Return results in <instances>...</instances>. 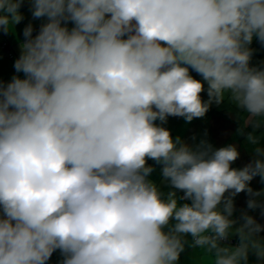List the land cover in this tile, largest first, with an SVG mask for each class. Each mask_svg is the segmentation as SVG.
<instances>
[{"label": "clouds", "instance_id": "1", "mask_svg": "<svg viewBox=\"0 0 264 264\" xmlns=\"http://www.w3.org/2000/svg\"><path fill=\"white\" fill-rule=\"evenodd\" d=\"M0 0V28L23 19ZM46 18L0 83V264H178L186 237L210 264H264V226L234 197L261 205L264 148L242 169L236 145L193 146L161 126L203 118L226 99L243 127L264 126V0H32ZM71 22L74 27L69 29ZM194 71L202 77L195 79ZM205 101L201 93L205 91ZM160 121V125L156 121ZM247 140L259 145L260 137ZM162 165L167 194L150 179ZM183 196H177V191ZM181 200L190 201L183 204ZM239 237L238 246L222 242Z\"/></svg>", "mask_w": 264, "mask_h": 264}, {"label": "crops", "instance_id": "2", "mask_svg": "<svg viewBox=\"0 0 264 264\" xmlns=\"http://www.w3.org/2000/svg\"><path fill=\"white\" fill-rule=\"evenodd\" d=\"M24 1L26 4L24 6H21V8L19 9L21 15L23 16V19L20 21V23L14 25L12 29L7 30V31H5L3 28H0V83H3L5 85L7 83H10L14 76H18L21 79L25 78L24 73L17 72L15 67H14L16 60H18L22 54V47L21 46L23 43L26 42L24 35H23L24 29L29 24H31L33 26V38H34L39 33L41 26L43 24L47 23L46 18H40V19L33 18L32 0H24ZM67 26L69 27V29H71L72 27H74V24L69 22L67 24ZM250 47L252 48V44L250 45ZM253 49H254V52H253L252 60L250 62L251 65L254 67H258L261 70H264V61H261L260 57H259L262 52L264 53V44L255 46ZM8 52H13L14 56L9 57L7 55ZM191 74L195 79H198V80L201 77L199 74H197L194 71H192ZM233 119L237 120V122L239 121L242 124L241 119H239L238 115H237V117H235ZM248 126L249 125L244 126V128H245L244 130H251V127L248 128ZM241 127H242V125H241ZM240 129L241 128L239 127L238 130H240ZM263 130H264V126H262L261 128L258 129V131H260V132H262ZM239 138H240V140H242L244 138V136L242 137V135L240 134ZM235 145L237 146V148H239L238 151L241 153L242 159H243L244 163H246L247 165L249 163H251L253 161V159L256 158L255 153H251L245 147H243L241 141H238ZM239 168H241V167H239ZM150 178H151V176H150ZM151 179L153 181L155 180L153 178H151ZM154 182L156 184H158V182H156V181H154ZM160 182L163 183L162 184L163 186L160 184L158 186L160 187L161 191L164 192L165 194H167V192H169L170 190H173L167 184H165L163 182V179H161ZM176 191H177V196H181V193L183 194V192H181L179 190H176ZM258 192H261V198L255 197V199L258 202H260L261 200H264V188ZM185 202H188V201H185V200L180 201L181 204H183ZM238 206H239L238 203L237 204L234 203L235 211H234L233 216H232V219H235L238 221L236 227L239 226V223L243 222L241 220V217L244 214L243 211H240V209L237 208ZM247 209H248V211H251V210L253 211V209H249V208H247ZM255 210H257V209H255ZM256 212L259 213L256 216L257 222L259 224H261L262 226H264V208L261 209L260 212L259 211H256ZM247 214L249 215V213H247ZM259 237L264 238V231L259 233ZM229 239L231 242H222V243L225 245L233 246V247L239 245L240 241H239L238 236L234 235V236H231ZM186 241H187V243L185 246V250L181 253L178 264H210L211 257L205 255L203 253V249L191 246L192 245V237L190 235L186 237ZM62 261H63V256L61 255L59 250H57L56 252L53 253L52 257L47 262V264H62ZM248 264H258L257 257L254 253H250Z\"/></svg>", "mask_w": 264, "mask_h": 264}, {"label": "rangeland", "instance_id": "3", "mask_svg": "<svg viewBox=\"0 0 264 264\" xmlns=\"http://www.w3.org/2000/svg\"><path fill=\"white\" fill-rule=\"evenodd\" d=\"M258 45H261L260 42L258 41V39L254 38L252 42V49ZM259 57L261 61H264L263 52L260 54ZM199 80H202V78L200 77ZM206 89H207V84L205 83V91L201 93V96L205 101L209 99ZM218 115H221L222 117L224 116L230 119H232V117L235 118L238 115L240 119V117L244 114L242 113L240 109L236 108L233 104H231L226 99L220 105H216L215 103H213L209 111L206 113V115L203 118H196L191 122H186L185 119L182 117L169 116L167 119V122L161 126L170 130L173 138L179 136L184 142L190 145H193V146L199 144L201 140H206L214 148L225 147L230 144L235 145L239 140V136H240L239 130L231 127V125H229L228 123L225 124L223 122L224 120L220 119ZM156 123L160 125L159 120H157ZM249 127H251V130H245L244 132L245 135H244V138L241 140V143L243 147H245L248 151H250L251 153H255V148L257 146L264 148V130L260 132L258 131V129H254L251 125H249L248 128ZM252 132H255V134L258 137H260L259 145H253L247 140L246 138L247 134L252 133ZM148 163L155 167V171L151 174V178L155 179L154 181L158 182L157 185L159 184L162 185L163 183H161L160 181L162 179L161 169L163 166L156 165L153 160H149ZM246 165L247 164L244 163L241 153H240L239 158L233 163L232 167L241 169L245 167ZM250 187L255 191V187L251 185ZM181 196H183L182 193H181ZM258 198H261V195L258 196ZM249 199L250 197L248 193L242 192L234 197V203L235 204L238 203L239 206L237 208H239L240 211H243L244 213L245 212L249 213V215L253 216L256 219L257 214H259L256 211L260 212L261 209H263L264 207L260 206L256 208L257 210L254 209L253 211L252 210L248 211L247 203Z\"/></svg>", "mask_w": 264, "mask_h": 264}, {"label": "trees", "instance_id": "4", "mask_svg": "<svg viewBox=\"0 0 264 264\" xmlns=\"http://www.w3.org/2000/svg\"><path fill=\"white\" fill-rule=\"evenodd\" d=\"M26 3H25V1L23 0V3H22V5L21 6H24ZM218 117L220 118V119H223L224 121V123L225 124H229V125H231V127H233V128H235V129H238L239 127L241 128V123L238 121L237 122V120H235V119H230V118H226V117H222L221 115H218ZM242 122V121H241ZM224 123H223V125H224ZM221 124H222V122H221ZM245 128L243 127V131L245 132V130H244ZM245 135V133L242 135V137ZM238 141H241L240 140V138H239V140ZM250 185L251 186H253V187H255V191H261L263 188H264V182H262V180H261V178L259 177V176H257V177H255L251 182H250ZM262 207H264V200H261L260 202H258ZM229 241L228 242H231L230 241V239H228ZM235 243V242H234Z\"/></svg>", "mask_w": 264, "mask_h": 264}, {"label": "built area", "instance_id": "5", "mask_svg": "<svg viewBox=\"0 0 264 264\" xmlns=\"http://www.w3.org/2000/svg\"><path fill=\"white\" fill-rule=\"evenodd\" d=\"M9 57H13L14 56V54H13V52H8V54H7ZM229 240H225V241H223V242H228Z\"/></svg>", "mask_w": 264, "mask_h": 264}]
</instances>
